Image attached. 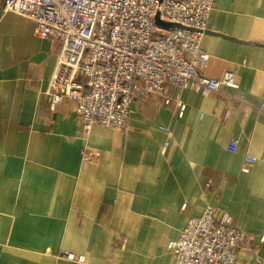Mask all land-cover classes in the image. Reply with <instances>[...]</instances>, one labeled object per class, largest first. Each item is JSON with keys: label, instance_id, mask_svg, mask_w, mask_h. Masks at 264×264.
I'll list each match as a JSON object with an SVG mask.
<instances>
[{"label": "crops", "instance_id": "crops-1", "mask_svg": "<svg viewBox=\"0 0 264 264\" xmlns=\"http://www.w3.org/2000/svg\"><path fill=\"white\" fill-rule=\"evenodd\" d=\"M202 48L203 75L237 89L138 92L127 131L87 134L46 93L59 47L0 0V264H172L168 243L206 206L255 237L242 264H264V0H215Z\"/></svg>", "mask_w": 264, "mask_h": 264}, {"label": "built area", "instance_id": "built-area-1", "mask_svg": "<svg viewBox=\"0 0 264 264\" xmlns=\"http://www.w3.org/2000/svg\"><path fill=\"white\" fill-rule=\"evenodd\" d=\"M215 0H2L34 24L39 39L58 47L47 95L54 108L64 100L89 134L92 125L127 131L139 92L169 105L175 91L202 96L237 89L234 76L206 77L209 54L203 37ZM239 101L245 96L240 94ZM180 114L185 105L178 102ZM264 112V97L260 105ZM229 113H227L228 116ZM234 140L228 151L237 150ZM256 161L246 157V166ZM264 239V237H263ZM255 237L233 225L226 212L206 206L171 240L172 264H242L241 251L257 254Z\"/></svg>", "mask_w": 264, "mask_h": 264}, {"label": "rangeland", "instance_id": "rangeland-1", "mask_svg": "<svg viewBox=\"0 0 264 264\" xmlns=\"http://www.w3.org/2000/svg\"><path fill=\"white\" fill-rule=\"evenodd\" d=\"M256 249H258V245H256ZM249 252H251V253H255V252H253V251H249ZM255 255H257V254H255Z\"/></svg>", "mask_w": 264, "mask_h": 264}]
</instances>
